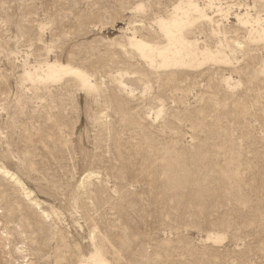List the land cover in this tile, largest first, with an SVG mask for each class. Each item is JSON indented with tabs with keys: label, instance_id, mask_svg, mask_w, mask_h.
I'll list each match as a JSON object with an SVG mask.
<instances>
[{
	"label": "rangeland",
	"instance_id": "374dc122",
	"mask_svg": "<svg viewBox=\"0 0 264 264\" xmlns=\"http://www.w3.org/2000/svg\"><path fill=\"white\" fill-rule=\"evenodd\" d=\"M179 1L0 0V163L55 211L41 218L0 178V264H81L94 234L109 264H264V41L232 29L244 45L234 66L173 77L120 47L133 31L153 38ZM218 1L235 6L231 26L247 7L264 15V0ZM46 59L93 74L96 93L66 83L31 92L22 63ZM225 75L239 86L227 90Z\"/></svg>",
	"mask_w": 264,
	"mask_h": 264
},
{
	"label": "bare ground",
	"instance_id": "6f19581e",
	"mask_svg": "<svg viewBox=\"0 0 264 264\" xmlns=\"http://www.w3.org/2000/svg\"><path fill=\"white\" fill-rule=\"evenodd\" d=\"M234 7L230 6V5H226V6L222 7V5L219 3L218 0H204V1L203 0H180L179 2H177L173 6V8H172L171 12L168 14V16H166L164 18L160 17L154 21L155 22L153 24L154 29L152 28L153 30L151 31L153 38H151V37H150L151 39L149 37H148L149 39L145 38L144 34L142 35V36H144V38H142L141 36L138 37L137 35L142 33V31L140 33H138L137 35L135 34L136 32L133 31V33H132V31H131L132 34L131 35L129 34L130 36L126 37V39H124L125 41H123L124 43L126 42V45L125 46L120 45V47L123 50L126 47H128L131 52L129 53V51L127 52L126 50H124V53L128 54L132 58H137L143 64L145 70H147L151 73H155V74L158 72H163V73L167 72L169 77H173L176 72H182V71L190 73L192 71H200L201 72L204 68H208V67H210V68L211 67H220V68L221 67H230V65H233L238 60L237 59L238 55L236 56V54H238L237 52L244 49V45L241 42H239L238 40H234V39L229 40L228 34L230 33V31L232 29H235V32H237L239 30H244L245 35H242V36H246V39L244 41H247L248 43H260V42L264 41V15L262 16L263 18L260 15H251L250 13H251L252 9L247 7L244 10V12L241 13L238 11V13L234 14V20H235L234 23L235 24H233L234 26H231L229 21H228V19H229L228 16L230 15V11L233 10ZM135 10L137 12H143L144 7L142 6V4H140V5L138 4L136 6ZM208 12H210V13H208ZM216 18H219V19L216 20ZM204 25L209 27L208 28L209 29L208 35L204 34V30H203ZM140 28L142 29L144 27H141V25H140ZM145 29H146V31L149 30L146 27L144 28V30ZM137 30H139V29H137ZM122 31H123V29H122ZM149 32H147V33H149ZM125 33H126V31H125ZM127 33H126V35H127ZM117 45H119V44L117 43ZM117 48H118V46H117ZM128 55H126V56H128ZM125 62H126V60H125ZM139 65H141V64H139ZM21 69H22L21 70L22 72L20 75V81H21V83L23 82L26 85L29 84L28 88H30L31 92L34 91L36 93H39L38 92L39 89H41L42 92H43V90L45 91L47 89V93L50 94L48 92L49 91L48 88L51 86L53 87L54 84L58 85L60 83L61 84L62 83L63 84L64 83L72 84V85L80 88L82 91H84L85 93H88V94H94L97 91V86L94 84L93 78H92L93 74L91 76L90 74H88L87 71H84L83 69H80V68L73 66L69 63L65 64V63H61L60 61L59 62L55 61V59H54V61H52V60L48 61V59H46V61H43V63H40V64H37L33 67H30L28 65V63L26 61H24L22 63ZM209 70H211V69H209ZM140 73H142V72H140ZM140 73H138L139 76H140ZM235 74H237V73H235ZM260 74H262L264 76L263 71H260ZM221 78H220V81H222L224 87L227 90H230V89L232 90L233 88L239 86L240 82L234 83V80H233L231 75H227V77L225 75ZM165 80H167V79H165ZM111 81H113V80H111ZM124 82L125 81L120 80L119 81V87L123 90L122 92H124V91L127 92L125 94H128V95H125V96H131L133 91ZM23 83H22V85H23ZM95 83L97 84V82H95ZM166 84H168V83H166ZM102 85H104V84H102ZM102 85L100 84V87L105 88V87H102ZM241 85H242V82H241ZM70 88H71V86H70ZM78 88L76 89L77 91H78ZM124 109H122V111ZM158 115H160V114H158ZM129 121H127V122L129 123ZM133 124H135V123H133ZM1 146H3V145H1ZM1 152H5V151H1ZM1 154H0V157L3 155V154L2 155ZM7 155H9V154H7ZM7 158H9V156ZM1 163H3V162H1ZM1 163H0V178H3L5 181L10 182L13 186L18 188L19 191L21 192L22 197L26 200V202H28L32 206L38 208V210L40 211L41 218H44L47 220L50 218V216H53V213H55V211H51V212H53L52 215L49 212V214H50L49 215L47 211L40 210V203L35 198V196H33V192H31L23 184V182L18 178L19 177L18 175H17L18 176L17 177L16 174H14V172L13 173L10 172ZM89 172L90 173L83 174L82 179L80 180L79 183H77V186L79 184V186H78L79 189H83L85 184L87 185L86 182L93 179V177H92L93 174L91 173V171H89ZM77 191H79V190L77 189ZM81 192H83V191L81 190ZM75 193L76 192L73 193L74 196H75ZM80 195H81V193H80ZM75 199L78 200L77 198H75ZM4 206L6 207L8 214L11 213V216H9V217H13L12 214L16 210L13 203L6 200ZM76 207H77V205H76ZM57 215H58V213H57ZM57 215H56V217L55 216L54 217L57 218ZM44 219H43V221H44ZM92 232H94V231H92ZM90 234L92 235V233H90ZM60 240H62V238ZM223 240H224V237H222L218 234H210V235L206 236V241L211 242L213 244H219ZM89 241H91V247L90 246L89 247H90V249L92 248V250L89 252L90 253L89 257L87 259L81 261L80 263L81 264H109L108 261H106V259L104 258V255L101 251V248L96 245L97 242L95 244V234L91 238V240H89ZM98 243L102 244V241H98ZM102 250H104V249H102ZM56 252H57V250H56ZM57 253H55V254H57ZM55 254H54V256H55ZM80 255H82V254H80ZM57 257H59V256H57ZM54 259H56V258H54ZM58 261H59V263L61 262L60 260H58ZM58 261L55 260L54 263L58 264L57 263Z\"/></svg>",
	"mask_w": 264,
	"mask_h": 264
}]
</instances>
